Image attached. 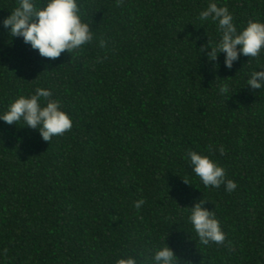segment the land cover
<instances>
[{
	"label": "trees",
	"instance_id": "obj_1",
	"mask_svg": "<svg viewBox=\"0 0 264 264\" xmlns=\"http://www.w3.org/2000/svg\"><path fill=\"white\" fill-rule=\"evenodd\" d=\"M209 2L78 0L95 39L53 60L9 36L17 0H0V113L41 87L73 124L47 142L0 121V264H151L166 240L180 264H264V89L247 86L264 52L231 69L224 54L200 55L219 40L197 19ZM211 2L238 30L264 22V0ZM188 151L211 156L237 188L205 187ZM202 199L221 245H201L188 223Z\"/></svg>",
	"mask_w": 264,
	"mask_h": 264
},
{
	"label": "clouds",
	"instance_id": "obj_2",
	"mask_svg": "<svg viewBox=\"0 0 264 264\" xmlns=\"http://www.w3.org/2000/svg\"><path fill=\"white\" fill-rule=\"evenodd\" d=\"M117 3L119 5L120 0ZM197 19L202 24L210 20L217 26L219 40L212 44L209 39L199 49V54L206 56L210 63L218 61L220 55L224 54V66L231 69L241 56L258 58L264 52V22L249 20L246 27L238 30L228 7L218 6L211 0ZM3 27L8 30L10 37L22 38L25 44L38 50L41 57L53 60L62 53L72 56L95 39L78 0H43L42 3L17 0L11 15L3 20ZM99 47H106L104 39L99 40ZM97 63H102V60L97 58ZM247 86L253 90L264 89V67L250 74ZM219 91L226 93L228 88L221 86ZM52 97L51 90L37 87L34 93L11 102L6 111L0 113V121L8 125L22 122L24 127L38 131L44 141L50 142L53 137L63 135L73 126L69 114ZM219 153L225 154L223 145L219 147ZM185 159L205 187L220 188L223 185L229 193L237 188L236 182L227 178L225 169L211 156L188 151ZM144 203L141 199L135 202L134 207L139 210ZM207 203L202 199L187 208V220L201 245H221L225 242V233L215 212L205 207ZM166 241L152 253L151 264H180V258ZM116 264L138 262L134 256H125L117 259Z\"/></svg>",
	"mask_w": 264,
	"mask_h": 264
}]
</instances>
